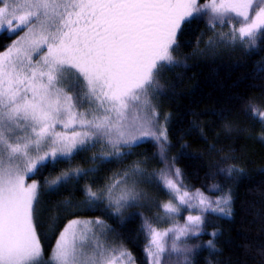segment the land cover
I'll return each mask as SVG.
<instances>
[{
  "label": "snow or ice",
  "instance_id": "6c2138e0",
  "mask_svg": "<svg viewBox=\"0 0 264 264\" xmlns=\"http://www.w3.org/2000/svg\"><path fill=\"white\" fill-rule=\"evenodd\" d=\"M204 18L213 32L209 49L222 43L254 47L264 40V0H0V35L11 40L0 49V264H44L37 233L41 193L94 169L62 170L42 184L34 177L97 146L94 161L122 158L139 142L155 141L166 166L151 178L170 197L159 205L163 214L175 219L184 210L198 213L163 230L145 221L151 264H166V253L187 264V238L204 231V214L232 215L230 193L213 200L190 189L175 158L168 160V117L160 122L154 102L163 92V73L180 63L179 36ZM248 107L264 121L255 103ZM224 171L231 176L242 169ZM143 175L134 162L99 192L86 185L81 204L106 199L120 212L141 197L134 178ZM72 207L65 201L51 209L52 226L59 209ZM106 233L99 218L68 220L51 264H135L122 243L104 239ZM207 244L215 248L213 239Z\"/></svg>",
  "mask_w": 264,
  "mask_h": 264
},
{
  "label": "trees",
  "instance_id": "16d2710c",
  "mask_svg": "<svg viewBox=\"0 0 264 264\" xmlns=\"http://www.w3.org/2000/svg\"><path fill=\"white\" fill-rule=\"evenodd\" d=\"M210 36L213 32L206 18L194 20L184 29L175 53L180 63L163 73V92L154 101L160 122L165 124L163 117H168L167 157L175 158L184 183L211 197L228 193L232 196L231 216L204 214V231L187 242L191 248L187 264H264V121L254 117L248 107L251 101L264 111V40L258 39L254 47L222 43L209 49ZM10 43L7 34L0 35V49ZM99 151V146L81 151L70 161L49 165L35 177L42 184L45 178L52 179L62 170L94 169L57 191L41 193L37 233L43 259L52 254L68 220L99 218L107 226L106 234H113L116 243L131 252L135 264H151L145 252L148 238L141 235L146 234L144 223L147 220L163 229L170 225L159 207L169 200V195L151 178L166 166L158 146L147 139L132 146L122 158L94 161L92 157ZM134 162H140L144 169L142 177L134 178L136 190L141 193L136 202L120 212L109 207L106 199L91 207L81 204L86 185L99 192ZM233 166L242 172L229 176L224 170ZM65 201L74 207L59 209V218L52 226L50 210ZM213 232L217 233L215 237L210 235ZM209 239L214 240V249L208 246ZM162 259L166 264H177V254L168 260L166 253ZM179 259L180 264H186L182 256Z\"/></svg>",
  "mask_w": 264,
  "mask_h": 264
},
{
  "label": "rangeland",
  "instance_id": "374dc122",
  "mask_svg": "<svg viewBox=\"0 0 264 264\" xmlns=\"http://www.w3.org/2000/svg\"><path fill=\"white\" fill-rule=\"evenodd\" d=\"M13 38H15V37H13ZM36 177V176H35ZM35 177H34V179H35ZM27 182L28 183H30L31 182V180H27ZM46 191H51V190H47L46 189ZM170 198V197H169ZM210 198L211 199H213V200H216V199H219L217 196H213V197H211L210 196ZM168 201V200H167ZM166 202V201H165ZM162 210V209H161ZM162 212H163V210H162ZM208 213V212H207ZM212 213H214V212H212ZM189 214H193V215H195V214H198L195 210H187V211H181V213L178 215V216H176L175 217V219H171V218H169V217H166L164 214V216H165V218L169 221V226H167V228H169V227H173V226H175V225H177V224H179V225H182L183 223H185V220H186V217H187V215H189ZM206 214V213H205ZM215 214V213H214ZM216 214H218V215H222V214H220V213H216ZM137 216H139V214L137 215ZM87 221V220H86ZM158 229H160V230H163V226H161L160 228L158 227V226H156ZM165 229H166V227H165ZM143 237H144V239L147 237L146 236V234H141ZM171 235V234H170ZM58 237H59V235H58ZM58 237H57V239H58ZM198 236H193V237H190V238H187V242L189 241V240H195L196 238H197ZM104 239H106L109 243H115V244H117L116 243V241H115V237H113V234H106V236L104 237ZM146 240V239H145ZM57 241V240H56ZM147 242H146V244L148 243V239L146 240ZM55 245H56V242H55ZM86 250H88V249H86ZM50 257H51V255L47 258V260H44L43 259V261H44V264H51V261H50Z\"/></svg>",
  "mask_w": 264,
  "mask_h": 264
}]
</instances>
